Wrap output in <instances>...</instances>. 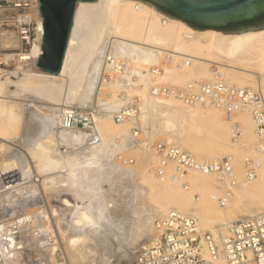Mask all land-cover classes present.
Instances as JSON below:
<instances>
[{
  "label": "bare ground",
  "instance_id": "bare-ground-1",
  "mask_svg": "<svg viewBox=\"0 0 264 264\" xmlns=\"http://www.w3.org/2000/svg\"><path fill=\"white\" fill-rule=\"evenodd\" d=\"M38 23L43 37L42 18ZM162 50L189 58V64L181 69L165 66ZM42 53L41 38V42L34 43L30 55L18 60L32 62L25 71L23 65L18 66L23 76L16 81L10 76L3 79L0 67V135L5 137L0 138L8 142L19 135L16 139L18 147L11 143L7 146L10 148L0 152V174L18 169L17 174L23 181L33 174L42 179L39 185L26 182L7 185L10 182H6L0 186L3 188L0 210L7 208L9 202L17 201L9 196L10 193L16 197L25 190L37 191L38 186L46 191L62 187L72 195L60 198V207L71 211L67 225L66 222L64 225L65 219H59L63 222L60 229H65L64 236L60 241L59 237L58 240L52 237L50 243L45 241L49 243L45 250L41 241L47 240L42 237L50 232L52 225L46 220H49V211L42 209L41 213L39 209H25L33 217L21 226V237L29 255L39 256L46 264H121L122 260L134 264L140 248L157 237L156 223L167 213L161 218L157 216L170 206L194 216L199 225L211 228L214 235H220L239 210H245L244 216L264 211V158L261 155L258 156L262 163L259 176L245 178L246 171H238L239 179L230 181L233 192L228 191L230 197L225 205L219 203L218 192L214 189L215 174L190 171L184 177L185 186L182 180L173 178L174 163L165 167V175L160 178L155 176L157 168L145 166L148 160L155 158L156 164H160L153 146L154 136L165 137L167 142H159L167 145L171 142L175 144L172 146L185 149L196 159L218 158L212 159L218 161L226 155L224 157L229 158L231 164L240 166L235 149L229 146L232 123L223 109L156 97L151 94V87L155 83L175 86L185 78L213 80L215 66L227 83L240 88H250L246 87L250 85L264 94V29L235 34L211 29L193 30L140 1H83L77 5L60 73H47L37 68ZM108 55L125 59L130 69L121 72L113 71L112 64L105 66ZM12 56L6 55V59ZM153 66H162L164 72L154 77L149 72ZM104 69L113 71V80L105 86L110 92L107 100H98L104 111L95 115L96 131L60 128L59 114L65 106H87L95 102ZM10 86H15L16 90L12 92ZM132 94H137L140 101L137 112H131L124 121L117 122L116 113L134 103L136 95L132 97ZM11 96L21 99L17 102ZM233 120L242 124L243 142L255 144L257 137L251 112L238 110L233 114ZM150 124L153 137L149 135V138L139 140L134 126ZM196 125L199 126L196 135L187 131L189 126ZM201 131L210 136L203 139L199 135ZM126 152L139 155V169H129V165L123 168L124 164H118V154ZM144 170L143 184L152 188L151 198L162 211L159 207L143 212L141 206L140 211L138 207L128 210L122 205L117 206L116 202L121 199L140 203L146 187L139 184L137 177L138 172ZM233 175L234 171L228 176H216L225 180ZM105 183H108L107 189ZM252 198L257 199L259 207L245 206V201ZM52 212L56 213L55 210ZM30 249L43 255L31 254Z\"/></svg>",
  "mask_w": 264,
  "mask_h": 264
},
{
  "label": "built area",
  "instance_id": "built-area-1",
  "mask_svg": "<svg viewBox=\"0 0 264 264\" xmlns=\"http://www.w3.org/2000/svg\"><path fill=\"white\" fill-rule=\"evenodd\" d=\"M12 15L6 20L20 30L22 39L29 43L41 42L38 19L41 18L39 0H6ZM36 19V27L31 28ZM33 31V33H31ZM165 66L181 69L189 64V58L168 50H162ZM6 58V57H5ZM7 62V61H5ZM113 65V71H127L129 63L125 59H114L110 55L105 66ZM3 59L0 57V67ZM113 71L102 70L96 100L90 105L65 106L59 114V127L62 129H83L96 131L95 115L104 111L98 102L107 100L110 95L105 88L113 80ZM149 72L158 77L163 72L162 66H153ZM214 79L208 81L194 80L183 87L155 83L151 87L152 95L175 99L186 105H212L224 110L232 123L233 140L240 138V124L233 120L238 110L251 112L257 137V152L264 158V94L261 89L240 88L227 83L217 67H213ZM139 98L134 103L123 107L115 115L117 122L124 121L129 113L137 112ZM102 110V111H101ZM160 164L156 169L159 177L165 175V167L171 162L175 165L173 178L187 186L184 177L190 171L204 174L228 176L233 167L229 158L218 161L198 160L191 153L163 142L155 144ZM124 165L133 164L132 158L119 157ZM246 176L257 178L262 167L261 161L247 157L244 162ZM230 192V191H229ZM225 192L218 198L225 205L230 197ZM7 209H12L7 207ZM29 211L15 215L0 214V264H46L39 256L29 255L26 244L21 237V226L32 220ZM157 237L151 243L144 244L134 264H264V212L241 217L232 221L225 234L214 235L204 231L198 220L175 208L157 221ZM48 264V263H47Z\"/></svg>",
  "mask_w": 264,
  "mask_h": 264
},
{
  "label": "rangeland",
  "instance_id": "rangeland-1",
  "mask_svg": "<svg viewBox=\"0 0 264 264\" xmlns=\"http://www.w3.org/2000/svg\"><path fill=\"white\" fill-rule=\"evenodd\" d=\"M160 12V11H159ZM162 13V12H161ZM12 15V12L8 9V5H7V2H6V0H0V57H2V59H3V65L1 66V68L3 69V71H2V78L4 79V78H6L7 76H10L11 77V79L12 80H17L18 79V77L20 76V77H22L23 76V74H22V72L23 71H25L26 69H28L29 67H30V64H31V62L32 61H20V62H18V60L20 59V58H22L23 56H25V55H30L31 54V52H32V48H33V45H34V42H33V38L34 37H32L30 40H29V43H27L25 40H23L22 39V35H21V32H20V30L19 29H17L15 26H13L12 24H10V23H7L6 22V20L10 17ZM163 15H165V16H167L166 14H164L163 13ZM168 17V16H167ZM34 27H36V19H34V24L31 26V28H32V30H33V28ZM31 33H33V31L31 32ZM18 38H19V40H20V42H19V40H18ZM6 55L8 56H11V55H13L12 56V58H5L6 57ZM5 61H7V62H5ZM23 65V71L21 70V69H19V67L18 66H22ZM7 72H11L10 74L8 73V74H6ZM6 75H5V74ZM195 77V76H194ZM195 80H202V81H208L207 79H205V78H195ZM190 81H194V78L192 79H186L185 78V80H183V82H181V81H179V82H177V84H175V86H178V87H183V86H185L188 82H190ZM174 85V84H173ZM237 87V86H236ZM246 87H250V88H254L253 86H246ZM10 90L12 91V92H14L15 90H16V87L15 86H10ZM152 94V93H151ZM137 96V94H132L131 96L133 97V96ZM11 97H13L12 99H14V101H17V102H19L20 101V99L21 98H18L17 99V97H19V96H11ZM222 110V109H221ZM222 111H224V110H222ZM224 114V113H223ZM226 116V115H225ZM224 116V118H225V120H226V117ZM226 122H228L227 120H226ZM239 124H240V127L242 126V124L240 123V122H238ZM140 128H139V127ZM138 126H134V132L139 136V140H142V139H145V138H149V135L150 136H152V130H151V128H152V124H150V126L149 125H138ZM144 127V128H143ZM198 125H196V126H194V127H192V126H189L188 127V130L187 131H189L191 134H193V135H196V133H197V130H198ZM230 127H232V125L230 126ZM232 133H233V128H232V130H231V133H230V143H229V146H230V148H231V146L235 149V153H236V161H240V166H235L234 165V162L232 163V165H234L233 166V171H234V175L232 176V177H226V179L224 180V179H221V178H219V177H217L216 175H215V182L213 183V185H214V189L218 192L217 194L219 195V197H221L226 191H232L233 192V189L231 188V185H230V181H232L233 179H239V173H238V171H240V170H243V171H245V167H244V162H245V159L247 158V157H252V158H255V159H257V160H259V153L258 152H256V146H257V142H255V144L253 143H251V144H248V145H246V143L245 142H243V139L241 138V136H240V138L238 139V141L237 142H235L234 140H233V136H232ZM241 133H242V130H241ZM137 135H136V137H137ZM199 135L203 138V139H207L210 135L207 133V132H205V131H201L200 133H199ZM1 136V135H0ZM18 136L19 135H17L16 137L17 138H14V140L12 139V140H9L8 142H6V141H4V140H2L1 138H0V142H4V143H7L5 146H4V144L3 143H0V148H3V149H0V152L1 153H3L5 150H7L8 148H10V147H7V146H10L11 145V143L13 144V143H15V145H12L13 147H18V145H17V143H16V139L18 140L19 138H18ZM1 137H4V136H1ZM153 137V136H152ZM5 138V137H4ZM138 138V137H137ZM154 139H153V146L156 144V142L158 143L160 140H164V141H166L165 140V137H163V136H154L153 137ZM15 141V142H14ZM155 141V142H154ZM167 142V141H166ZM232 142H233V145H232ZM155 143V144H154ZM169 144H171V145H175V144H173V143H171V142H168ZM3 146H2V145ZM9 144V145H8ZM236 145V146H235ZM2 146V147H1ZM152 145H150L149 146V148L151 147ZM177 146V145H176ZM5 147V148H4ZM7 147V148H6ZM5 149V150H4ZM151 150H152V147H151ZM185 150V149H184ZM118 156L119 157H121V156H125V157H128V158H132L133 159V161H134V163L131 165V164H129V166H128V168L130 169V168H134V169H139V165L141 166V164H139V155H137L136 153H132V152H130V153H128V152H126V153H124V154H118ZM224 156H226V155H224ZM224 156H222L221 158H219V160H222V159H224V158H226V157H224ZM117 158V157H116ZM156 159V158H155ZM155 159H150V160H148L147 161V163L145 164V166H146V168H148V169H150L151 167H153L154 169H156L157 167H158V163L156 164V162H155ZM212 159H218V158H212ZM211 159V161H214V160H212ZM117 161H118V164H120L121 162L119 161V159L117 158L116 159ZM198 160H203V159H198ZM149 161H153L154 163L152 164V162H149ZM151 163V164H150ZM156 164V165H155ZM123 165V164H122ZM127 167V165H123V168H125V167ZM138 167V168H137ZM127 168V169H128ZM147 169V170H148ZM170 171H174V170H169V172ZM19 172V170L18 169H16V170H14L13 172H11V173H8V174H4V175H1L0 176V186L2 187L6 182H10V183H8L7 185H9V184H16V183H20V182H26L25 184H34V183H39V184H41V182H42V179L37 175V174H33V176H34V178H33V176H31L30 178H28V179H25L24 181L22 180V179H20L19 178V176H18V173ZM144 172H145V170L144 171H139L138 172V177H137V179H138V181H139V184H143V183H145V179H144ZM17 174V175H16ZM37 175V176H36ZM174 175V174H173ZM155 176H158L157 174H155ZM37 177V179H35ZM160 178V177H159ZM245 178H247L246 177V175H245ZM41 179V180H40ZM31 180H34V181H31ZM174 180V179H173ZM38 181V182H37ZM28 182V183H27ZM32 182V183H31ZM175 183H176V181H174ZM38 184V185H39ZM147 184V183H146ZM143 184V186L144 187H146L145 188V191L142 193L143 195V197H142V200L140 201V203H129L127 200H126V202H125V199H121V201L120 200H118V202H116V204H117V206H119L120 207V205H122V207L124 208V209H132V208H137L138 210H139V206H141L140 207V210H142L143 212H146L147 210H150V209H154L155 207V209H157V207H161L160 205H157V202L154 200V198H151L152 197V188L147 184ZM106 185V186H105ZM105 185H104V187H105V189H107L108 187V183H105ZM147 186H149V187H147ZM0 187V194L1 193H3V188H1ZM39 187V189H37V191L34 189H31V190H25L24 192H22V193H24V194H22V193H20V196H18L17 194H16V197L15 196H13V195H10L9 194V196H12V198L14 197V198H16L17 199V201L15 200V202H13V201H11V203L9 202L8 204L9 205H7V207H9V206H11V208L12 209H7L6 207H4L3 209L4 210H0V214L1 215H3V216H6V215H14V213L15 214H18L19 213V210L21 209V211L20 212H24L25 211V209L26 208H29L30 210H33V208L34 209H39V211H41V213H42V209H46L47 211H49L48 212V215L50 216L49 217V220L48 219H46L47 220V222L49 223V224H52L51 225V227H49L50 228V232H48V234H46L47 235V237H46V235H45V237L43 236L42 238L44 239H47V240H43V241H41L42 243V248L44 247V246H46V247H44V249L43 250H45V249H47L48 248V246L47 245H49V243L51 242L50 240L52 239V237H55V239L56 240H58V241H60V239H62L63 238V234H64V232H65V229L63 230V227H62V230L60 229L61 228V224H63V222L62 221H64V219H65V221H64V225H65V222H66V225L69 223V219H70V217H71V215H69V214H71L70 212H69V209H68V211L66 210V208L65 207H63V208H61L62 207V205L60 204V203H62L61 202V200H60V198L61 197H72V195L69 193V192H67L66 190H64V188H62V187H54L55 189H51V190H49V191H46L44 188H43V190H42V188H41V186H38ZM57 188V189H56ZM149 188V189H148ZM150 188H151V191H150ZM62 189V190H61ZM147 190H149V191H147ZM34 191H36V192H34ZM61 191V192H60ZM150 192H151V194H150ZM198 192L199 191H196V193L198 194ZM13 194L15 193V191H13L12 192ZM16 193H18V192H16ZM68 194V195H67ZM71 195V196H70ZM2 196V195H1ZM18 196V197H17ZM37 196V197H36ZM20 197V198H19ZM58 197H59V199H58ZM149 197V198H148ZM23 198V199H22ZM19 199V200H18ZM31 199V200H30ZM147 199V200H146ZM60 200V201H59ZM257 199L256 198H252V199H247L246 201H245V206L246 207H259V204L257 203V201H256ZM13 202V203H12ZM124 202V203H123ZM122 203V204H121ZM125 203H127V205L125 204ZM59 204V205H58ZM133 205H135V206H133ZM61 206V207H60ZM18 207V208H17ZM36 207V208H35ZM55 207V208H54ZM60 207V208H59ZM143 207H144V209H143ZM151 207H154V208H151ZM52 208H54V209H52ZM147 208V209H146ZM150 208V209H149ZM172 208H175V206H170L169 207V209H172ZM29 209H26V210H29ZM59 211L58 213H57V210ZM63 209L65 210V211H63ZM128 209V210H129ZM146 209V210H145ZM168 209V210H169ZM54 211L55 210V212L56 213H54V212H52V211ZM139 210V211H140ZM145 210V211H144ZM159 211L161 210L162 211V209L160 208V209H158ZM157 210V211H158ZM167 210V211H168ZM4 211V212H3ZM12 211H15V212H12ZM67 211V212H66ZM167 211H163V212H161L160 214H159V216H157V218H159L160 216L161 217H163L166 213H167ZM244 211L245 210H239L232 218H231V222L232 221H235V220H237V219H239V218H241V217H244V215H242L243 213H244ZM53 214H52V213ZM65 212V213H64ZM69 212V213H68ZM262 212H264V211H262ZM261 212V213H262ZM55 214V215H54ZM57 214V215H56ZM58 214L60 215V217L58 216ZM63 214V215H62ZM53 216V217H52ZM62 216V217H61ZM70 216V217H69ZM56 217H58V220L60 219V218H62V221L61 220H56L57 218ZM69 217V218H68ZM160 217V218H161ZM51 218V219H50ZM156 218V219H157ZM51 220V221H50ZM59 223H58V222ZM48 223H47V225H48ZM58 224H59V227H58ZM201 226V225H200ZM52 227L54 228V230L52 229ZM56 228H57V230H56ZM61 230V233H60V231H58L59 229ZM201 228L204 230V231H207V232H212L211 231V228H208V227H205V226H201ZM205 228V229H204ZM52 231V232H51ZM64 231V232H63ZM224 231V232H223ZM227 232V227L225 228V229H222V231H221V234H225L226 232ZM53 233V234H52ZM63 233V234H62ZM55 234V235H54ZM61 234V235H60ZM60 235V236H59ZM63 235V236H62ZM61 236H62V238H61ZM51 237V238H50ZM59 237V238H58ZM58 238V239H57ZM27 240V239H26ZM45 241H50L49 243L48 242H46L45 243ZM30 253L31 254H37V255H40V256H42L43 254H39V253H35V251L34 250H32V249H30ZM121 254H123V252H122V250H121V252H120ZM121 264H132V263H128L127 262V260H122V263Z\"/></svg>",
  "mask_w": 264,
  "mask_h": 264
},
{
  "label": "water",
  "instance_id": "water-1",
  "mask_svg": "<svg viewBox=\"0 0 264 264\" xmlns=\"http://www.w3.org/2000/svg\"><path fill=\"white\" fill-rule=\"evenodd\" d=\"M96 0H39L43 20L42 54L37 60L41 71L61 72L72 35L77 5ZM160 11H170L168 17L177 19L193 30H217L225 34L264 29L259 26L243 27L235 31L221 30L230 23L252 20L264 14V0H136ZM189 23L196 25L191 26Z\"/></svg>",
  "mask_w": 264,
  "mask_h": 264
},
{
  "label": "trees",
  "instance_id": "trees-1",
  "mask_svg": "<svg viewBox=\"0 0 264 264\" xmlns=\"http://www.w3.org/2000/svg\"><path fill=\"white\" fill-rule=\"evenodd\" d=\"M161 11H163L164 13L171 15L170 11L165 10V9H160ZM191 26L193 27H197L196 25L189 23ZM264 24V14H261L257 17H255L252 20H248V21H241V22H237V23H230L228 25H226L225 27H221V30H225V31H235V30H239L243 27H250V26H259V25H263Z\"/></svg>",
  "mask_w": 264,
  "mask_h": 264
}]
</instances>
